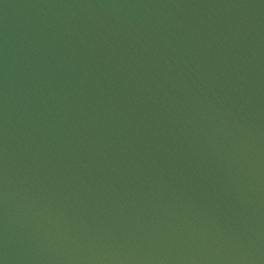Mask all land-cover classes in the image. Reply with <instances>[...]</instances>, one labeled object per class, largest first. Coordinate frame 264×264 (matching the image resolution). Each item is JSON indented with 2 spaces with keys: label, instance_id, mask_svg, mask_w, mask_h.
Returning <instances> with one entry per match:
<instances>
[{
  "label": "water",
  "instance_id": "obj_1",
  "mask_svg": "<svg viewBox=\"0 0 264 264\" xmlns=\"http://www.w3.org/2000/svg\"><path fill=\"white\" fill-rule=\"evenodd\" d=\"M0 264H264V0H0Z\"/></svg>",
  "mask_w": 264,
  "mask_h": 264
}]
</instances>
